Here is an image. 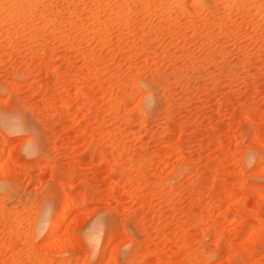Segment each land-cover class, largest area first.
I'll use <instances>...</instances> for the list:
<instances>
[{"label": "rangeland", "instance_id": "rangeland-1", "mask_svg": "<svg viewBox=\"0 0 264 264\" xmlns=\"http://www.w3.org/2000/svg\"><path fill=\"white\" fill-rule=\"evenodd\" d=\"M0 264H264V0H0Z\"/></svg>", "mask_w": 264, "mask_h": 264}, {"label": "bare ground", "instance_id": "bare-ground-1", "mask_svg": "<svg viewBox=\"0 0 264 264\" xmlns=\"http://www.w3.org/2000/svg\"><path fill=\"white\" fill-rule=\"evenodd\" d=\"M60 209H61V211H63V212L66 211V210H68V204H64V205H62ZM52 230H53V231L55 230V224H53V226H52ZM109 242H110V241H109ZM107 244H108V243H106L105 246H106ZM105 246H104V247H105Z\"/></svg>", "mask_w": 264, "mask_h": 264}]
</instances>
